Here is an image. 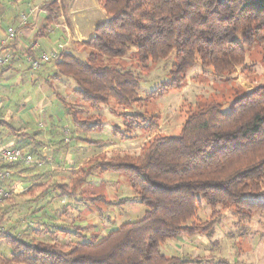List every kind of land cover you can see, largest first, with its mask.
Instances as JSON below:
<instances>
[{"label": "trees", "instance_id": "16d2710c", "mask_svg": "<svg viewBox=\"0 0 264 264\" xmlns=\"http://www.w3.org/2000/svg\"><path fill=\"white\" fill-rule=\"evenodd\" d=\"M67 2H43L46 26L58 21ZM97 2L107 20L96 25L92 36L82 43L86 56L81 59L62 52L54 61L55 71L49 75L54 80L70 78L75 84L72 99L55 96L73 122L69 137L72 142L100 144L78 132L86 135L101 131V117H94L92 112L111 102L123 110L119 113L123 128L116 127L114 136H131L136 129L155 128L154 115L135 108H144L142 103L146 105L181 88L188 71L196 66L219 77L235 74L238 68L245 73L244 43L259 44L264 58V0ZM132 49L139 75L122 64ZM31 51L26 50L22 57L32 56ZM10 56L8 64L0 68L2 72L11 69L15 55ZM168 58L172 63L166 81L141 97V76L148 74L151 65ZM234 95L227 110L216 101L188 110L178 134L155 135L137 156L117 153L89 161L68 184L63 180L41 181L46 173L30 175L51 162L41 156L42 149L49 145L35 135L17 133L9 121L0 119V127L24 137L12 146L32 157L29 164L0 161V171L8 173L0 185L10 194L4 201L7 206L0 205V242L9 247L7 255H0V264H228L224 260L214 263L196 257L167 256L160 247L182 237L213 238L222 217L220 209H230L241 222L254 212H264V73L261 83ZM127 109L132 111H124ZM62 142L52 150L54 153L65 147ZM6 145L0 141V147H9ZM96 171L123 174L134 195L114 202L104 195L83 191L81 186ZM17 183L29 184L21 192L30 197L21 201L22 206L31 217L42 221L43 226L35 222V228L47 238L25 239L16 227L2 226L5 215L19 203L11 198ZM69 199L76 209L80 205L88 210L94 207L101 216L98 203L111 206L135 202L145 211L140 218L123 222L102 235L100 230L86 234L78 225H69L74 240L63 243L58 235H67V230L58 224V217L49 215L47 206L56 200L66 213ZM202 204L210 208L209 218L203 221L197 216ZM42 216L53 221H44Z\"/></svg>", "mask_w": 264, "mask_h": 264}, {"label": "rangeland", "instance_id": "374dc122", "mask_svg": "<svg viewBox=\"0 0 264 264\" xmlns=\"http://www.w3.org/2000/svg\"><path fill=\"white\" fill-rule=\"evenodd\" d=\"M89 1L72 0L69 4L71 8L69 19L76 18L82 33L83 30L90 32L91 26L95 27L107 20L106 16L98 17L94 9H91ZM91 1H93L94 6H99L96 0ZM40 3L41 0H0V36L6 35L8 28L15 27L14 21L20 14L24 13L23 8L25 6L40 7ZM81 11L88 22H85L84 16L82 19L79 18L80 16H76V13H81ZM90 36L92 33L88 35L86 40ZM14 39L8 41L7 45H11ZM86 40H81V42ZM38 43L41 51L47 53L57 49V45L61 44L64 46L63 52H70L81 59H84L87 54L82 43L75 42L71 38L66 39L59 33L40 37ZM25 44L22 43V47L27 46V43ZM243 47L246 50L245 65L248 69L245 73H241L238 68V72L235 74L219 77L213 74L211 70H203L196 66L188 71L181 88L170 90L146 105L142 103L144 108H135L140 111L146 109V112L153 114L157 123L155 128L136 129L131 136H114L113 132L116 127L121 130L123 128L122 118L119 117V113L123 110L115 108L111 102L99 111L92 112L94 117L97 115L101 117L102 130L86 135L83 132H78V134L92 141H101L98 145L69 140L74 125L66 116L63 103L55 96L58 94L66 100L72 99V91L75 85L73 80L67 77L56 80L49 78L51 72L55 71L54 61L47 63L37 71L31 70L26 59L22 57L23 53L19 52L17 56H20L22 60H16L13 68L0 78V119L9 121L17 133L25 132L29 136L35 135L38 141L47 143L51 151L58 146L60 140H63L62 143L65 147H62L60 152H50L49 155L52 156V160L45 158L51 162H46L41 167L34 169L30 175L46 173V176L40 179L41 181L54 183L63 180L68 184L70 179L78 174V169H81V166L89 165V161L110 157L117 153L137 156L142 147L155 135L178 134L187 111L195 108L196 105L216 101L222 103L224 110H227L228 103L235 97L234 94L238 95L262 82L264 58L261 46L255 42L252 44L244 43ZM133 54L134 49L130 55L122 60V64L126 69L139 75L138 67L132 58ZM171 63L170 58L160 60L155 65L150 66L147 75L141 76L143 79L138 91L141 97L149 94L161 82L166 81ZM124 111L130 112L132 110ZM22 138L24 137L10 134V130L6 127H0V141L15 144ZM28 186V183L15 185L14 195L11 198L15 197L16 202L19 201V203L5 215L6 219L2 226L6 228L16 227L18 234L25 239L37 236L47 238L48 236L44 233L39 235L35 228V222L41 225L42 221L31 217L29 210L22 206L21 201L30 198L24 195V192L21 193ZM81 188L88 194L104 195L106 200L114 202L134 195V191L125 176L112 172L102 174L97 171L94 172ZM7 204V202H3L2 208H5ZM65 204L70 207L66 213L63 212L64 209L56 200L47 206L49 215L58 217V224L64 225L63 227L67 230V235L63 236L62 233L58 235V240L63 243L74 240L69 231V225H78L86 234L100 230V235H102L123 222L140 218L145 211L144 206L135 202L117 203L111 206L98 203L97 205L102 207L101 216L94 207L88 210L80 205L76 209L73 207L74 201L70 199ZM220 213L222 217L216 226L213 238L207 239L203 235H196L191 238L182 237L179 240H168L160 247L161 252L167 256L196 257L201 260H212L214 263L224 260L228 264H264V212H254L249 219L243 222L238 221L239 219L230 209H220ZM209 215L210 208L202 204L197 213L198 218L203 221L208 219ZM45 216H42L44 221H53ZM8 250L9 247L4 242H0V255H7Z\"/></svg>", "mask_w": 264, "mask_h": 264}, {"label": "crops", "instance_id": "0c3cea01", "mask_svg": "<svg viewBox=\"0 0 264 264\" xmlns=\"http://www.w3.org/2000/svg\"><path fill=\"white\" fill-rule=\"evenodd\" d=\"M34 1H36V0H34ZM44 1H46V0H41L40 4L42 5ZM71 1L72 0H69V2H67L66 8H64V7L61 8L58 21L55 23H51L47 26H46V21H45L46 12H45V9L42 8V6H40V7H38V6H27L26 7L25 6L23 8L24 13H26L28 11V9L31 7H36L37 10L33 15H30L27 18L26 24L21 26V27H18L20 16L17 17V19H15V21H14L15 27H13V26L12 27L18 28V30L16 32L15 39H14L13 43L11 45H7V51L9 53H13L15 55L14 62L16 60H19V61L22 60V58H20V56H17V54H19V52L24 53L26 50H28L30 48L32 49V51H31L32 56H34V57L38 56L40 53H47V52L41 51V49H40V45L38 43V38H40V37H47L51 34L59 33L62 35V37L64 36L66 39L71 38L72 40H75V42L82 43L81 40H86V38L88 37V35H90V33L93 34L94 28H95L94 26H91L92 30L90 29V32L83 30V33H82L79 26L77 25L76 18L73 17L72 19L71 18L69 19V14L71 11L69 4ZM57 2L59 3L60 0H57ZM92 2L93 1H91V0L89 1L90 7H91V9H94V11L98 15V17L106 16L105 12L101 8V6L98 4L97 0H96V2L99 6H94ZM76 16H78V17L80 16L79 18L82 19L84 16V13L81 11V13H76ZM84 20H85V22H88L87 21L88 19L85 16H84ZM84 31H85V33H84ZM5 38H6L5 34L1 35L0 36V42L3 41ZM22 43L23 44L27 43V46L22 47ZM14 62L11 66V69L13 68ZM11 69H7L4 72H2L0 70V78L2 76L6 75ZM12 145H14V144L13 143L7 144L6 146H12ZM46 149L50 150V152L52 153L50 148L44 147L41 151L42 157H43L42 154L44 153V151Z\"/></svg>", "mask_w": 264, "mask_h": 264}, {"label": "built area", "instance_id": "2783aa9c", "mask_svg": "<svg viewBox=\"0 0 264 264\" xmlns=\"http://www.w3.org/2000/svg\"><path fill=\"white\" fill-rule=\"evenodd\" d=\"M36 7H31L26 13H23L19 17L18 27H21L26 24L27 18L30 15H33L36 12ZM18 28H8L6 31V38L0 42V68L8 64L11 59L10 53L7 51V43L10 40L15 38ZM64 46L61 44L57 45V49L52 50L48 53H40L38 56H26V62L29 64V67L33 71H37L43 64L50 61H56L60 58L61 53L63 52ZM50 150L46 149L42 154L44 158L52 160V156L49 155ZM0 161L13 163L21 161L24 164H29L32 162V157L24 153L19 148L9 146V147H0ZM40 165V162H38ZM8 176L7 172L0 171V182ZM10 194L4 190L0 185V205L8 198Z\"/></svg>", "mask_w": 264, "mask_h": 264}]
</instances>
